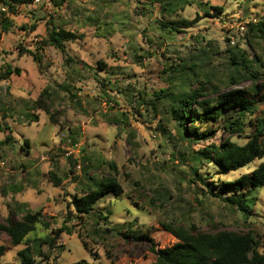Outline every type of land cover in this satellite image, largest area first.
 Returning a JSON list of instances; mask_svg holds the SVG:
<instances>
[{
    "label": "rangeland",
    "instance_id": "1",
    "mask_svg": "<svg viewBox=\"0 0 264 264\" xmlns=\"http://www.w3.org/2000/svg\"><path fill=\"white\" fill-rule=\"evenodd\" d=\"M154 1L35 0L14 15L0 10V23L4 17L12 21L7 33L0 24V74L8 66L21 72L0 81V142L13 138L0 145V223L6 224L10 211L16 221L27 210L41 211L50 230L39 226L29 238L51 235L65 225L74 197L116 175L111 163L124 189L122 196H107L97 205L112 213L108 222L98 226L96 217L82 223L69 217L72 234L63 233L54 249L44 248L49 259L36 258L37 263L153 264L155 256L135 239L149 235L164 249L177 242L167 227L192 225L209 234H252L264 256V187L254 192L252 215L245 216L208 195L188 160L192 151L220 144L226 132L205 142L183 139L167 105L159 103L157 111L148 105L161 90L211 89L207 80L220 92L251 86L249 79L231 83L229 54L240 49L253 57L250 39L264 59V43L249 34V25L264 16V0H190L172 15ZM197 17L187 30L163 27ZM55 27L78 39L65 43L64 51L47 45ZM40 99L50 115L34 107ZM256 116L264 117V101ZM35 117L39 121L31 122ZM195 127L204 132L214 126ZM233 141L244 145L247 139ZM263 161L228 174L202 163L198 173L218 185L236 181ZM53 174L62 180L59 187L50 182ZM0 245L7 248L0 264H21L24 245L13 247L4 233Z\"/></svg>",
    "mask_w": 264,
    "mask_h": 264
},
{
    "label": "trees",
    "instance_id": "2",
    "mask_svg": "<svg viewBox=\"0 0 264 264\" xmlns=\"http://www.w3.org/2000/svg\"><path fill=\"white\" fill-rule=\"evenodd\" d=\"M34 2L35 0H0V10L8 9L14 15L19 7L28 6ZM154 2L159 4L164 14L172 15L179 8L189 5L190 0H155ZM214 10L217 15L223 13L220 7H215ZM206 15L210 16L208 12ZM199 21L198 17L192 21L184 19L163 23V27L170 29V32H177V29L192 28ZM0 24L4 33L9 32L12 27L11 19L5 17ZM249 34L252 39L264 43V16L261 20L249 25ZM77 39L76 34L55 27L50 30L46 44L64 51L65 43L74 42ZM248 45L254 53L253 57L240 49L229 54L230 67L235 71L230 81L236 84L239 80L249 79L252 81L251 86L220 92L217 85L207 80L211 89L201 87L181 94L161 90L155 95V102L151 101V104H148L154 111L158 110L159 103L163 102L167 105L172 119L182 129L183 139L205 142L216 137L219 130L226 132L228 137L220 144H212L201 150L192 151L188 160L192 163L198 181L207 187L208 195L236 208L245 216L252 215L253 208L250 203L254 192L264 187V161L254 171L241 176L236 181L223 182L218 185L207 183L208 178H202L198 170L202 163H207L213 165L219 172L228 174L264 159V117L256 116L258 105L264 101L262 94L264 85L261 83L264 59L258 54L250 39ZM20 73L19 69H12L8 66L0 74V81L8 80L10 76L20 75ZM201 98L203 100L200 101ZM34 107L50 115L49 106L41 99L35 103ZM33 121L37 123L38 117L31 122ZM196 124H211L214 127L203 132L195 127ZM4 131L11 132L9 127L4 128ZM234 137L246 138L247 142L244 145L238 144L233 141ZM12 140L13 138L7 135L0 145L10 144ZM71 141L75 142V139L71 138ZM24 144L30 147L28 140ZM108 167L117 175L118 170L115 164H108ZM87 173L85 170L84 174ZM116 175L108 174L102 177L101 180L88 185L80 197H74L67 207L68 217L64 221L65 225L44 238H29L39 226L50 230V225L44 221L41 211L27 210L22 214L20 221L14 220L15 215L10 211L6 224L0 223V233L10 238L13 247L25 246L18 253L20 263L40 264L37 263L36 258L49 259L43 249H54L56 240L60 239L63 233L72 234L71 229L66 225L69 217L78 219L79 223H82L85 218L96 217L98 226L102 222H108L112 213L110 211L100 212L97 210V205L107 196L118 198L124 194V189ZM50 182L54 187H59L62 180L53 174ZM166 230L177 240L168 248L157 249L154 239L146 234L135 239L147 246L149 253L155 256L153 264H264V256L258 251L259 243L252 234L243 235L230 232L209 234L199 232L193 225L190 229L169 226ZM118 234H122V231H118ZM123 237L130 238L128 235H123ZM6 252L7 248L0 245V260Z\"/></svg>",
    "mask_w": 264,
    "mask_h": 264
},
{
    "label": "built area",
    "instance_id": "3",
    "mask_svg": "<svg viewBox=\"0 0 264 264\" xmlns=\"http://www.w3.org/2000/svg\"><path fill=\"white\" fill-rule=\"evenodd\" d=\"M242 30H244V31H245V28H242Z\"/></svg>",
    "mask_w": 264,
    "mask_h": 264
}]
</instances>
